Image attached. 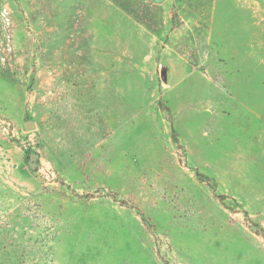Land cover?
I'll return each instance as SVG.
<instances>
[{
	"label": "rangeland",
	"instance_id": "374dc122",
	"mask_svg": "<svg viewBox=\"0 0 264 264\" xmlns=\"http://www.w3.org/2000/svg\"><path fill=\"white\" fill-rule=\"evenodd\" d=\"M0 264H264V0H0Z\"/></svg>",
	"mask_w": 264,
	"mask_h": 264
},
{
	"label": "water",
	"instance_id": "95a60500",
	"mask_svg": "<svg viewBox=\"0 0 264 264\" xmlns=\"http://www.w3.org/2000/svg\"><path fill=\"white\" fill-rule=\"evenodd\" d=\"M156 1H158V2H163L164 0H156ZM33 126H34V124H33L32 121H28V122L26 123V127H27V128H31V127H33ZM36 157H37L36 154H32V155H31V159L33 160V162H32V165H33V166L36 165V162H35Z\"/></svg>",
	"mask_w": 264,
	"mask_h": 264
}]
</instances>
